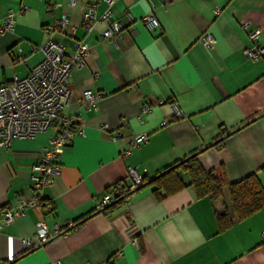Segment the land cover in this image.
Returning a JSON list of instances; mask_svg holds the SVG:
<instances>
[{
  "label": "crops",
  "instance_id": "0c3cea01",
  "mask_svg": "<svg viewBox=\"0 0 264 264\" xmlns=\"http://www.w3.org/2000/svg\"><path fill=\"white\" fill-rule=\"evenodd\" d=\"M91 2L101 15L103 0H0V18L9 9L15 18L0 34V83L39 61L45 26L63 12L75 27L67 34L90 44L85 65L70 77L64 109L84 134L60 154L59 173L39 205L0 229V264H264V207L218 231L215 211L224 204L231 210L226 189L214 202L192 186L160 199L145 185L109 213L96 209L108 188L128 181L129 167L152 179L223 135L221 148L198 154L206 170H223L233 182L264 166V53L257 60L244 55L252 29L264 44V0H116V43L102 38L104 21L83 29ZM149 12L158 21L153 29L142 20ZM207 33L211 46L203 43ZM85 89L100 95L96 107L86 105ZM52 134L0 147V215L31 194L32 166ZM136 134L146 140L129 145ZM39 219L52 234L43 243L35 237ZM65 225L67 235L58 234Z\"/></svg>",
  "mask_w": 264,
  "mask_h": 264
},
{
  "label": "built area",
  "instance_id": "2783aa9c",
  "mask_svg": "<svg viewBox=\"0 0 264 264\" xmlns=\"http://www.w3.org/2000/svg\"><path fill=\"white\" fill-rule=\"evenodd\" d=\"M74 1L70 0V4ZM103 1L106 7L99 16L96 15L95 2L86 6L81 16L82 27L86 32H90L97 22L104 21L107 27L101 34L102 38L116 43V38L122 31L121 23L110 19V7L116 0ZM24 8L20 6V12L24 11ZM215 10L218 12L219 8ZM142 20L148 29L158 26L152 12L144 15ZM14 22V13L9 9L8 14L0 18V34L11 30ZM74 28L69 25L68 14L63 12L45 26L46 39L40 47L42 55L39 61L25 76L14 75L9 82L0 83V147L8 146L14 138H32L37 133L53 130L46 146L40 152L38 161L32 166L33 172L29 183L31 194L18 197L13 205L4 209L0 215V229L24 214L26 209L39 205L43 188L50 185L59 173L60 154L76 133L84 134L83 129L76 125L74 115L64 112L71 97L70 77L75 69L85 65L90 48L86 40L76 39L67 34L68 31L72 34ZM260 34L258 28L248 32L252 44L244 48V55L247 58L257 60L264 53V44L258 41ZM202 39L206 46L213 43L209 33ZM68 44L70 52L67 51ZM19 53V58L24 59L21 49ZM99 96L90 89L83 91V99L90 107H96ZM144 140L145 134H136L129 145L140 144ZM127 178L128 181L115 184L105 191L96 205L97 210L103 212L117 196L123 197L126 203L133 191L142 183L143 174L129 167ZM69 226L57 227L58 234L66 236L68 233L66 229ZM35 237L39 243L52 237L42 219L35 222ZM48 264H62V261L56 259Z\"/></svg>",
  "mask_w": 264,
  "mask_h": 264
},
{
  "label": "trees",
  "instance_id": "16d2710c",
  "mask_svg": "<svg viewBox=\"0 0 264 264\" xmlns=\"http://www.w3.org/2000/svg\"><path fill=\"white\" fill-rule=\"evenodd\" d=\"M212 147L221 148L222 140L216 142ZM203 148L165 167L157 173L153 180L143 175L142 183L138 189L150 185L153 187L154 194L161 199L183 187L192 186L198 197L207 196L214 202L222 199L223 189H226L231 210H228V207L224 204L221 209L215 211L217 229L222 231L235 221L242 220L264 207V184H262L259 177V173L264 175V166L258 171L232 182L228 180L223 170L219 175H216L211 170H206L203 167L198 160V154L207 149ZM121 182L123 181H118L115 184ZM124 203V198L117 196L113 202L104 208L103 213H109ZM83 219L74 222L71 227H75Z\"/></svg>",
  "mask_w": 264,
  "mask_h": 264
},
{
  "label": "water",
  "instance_id": "95a60500",
  "mask_svg": "<svg viewBox=\"0 0 264 264\" xmlns=\"http://www.w3.org/2000/svg\"><path fill=\"white\" fill-rule=\"evenodd\" d=\"M253 119H254V118H253ZM253 119H250V120H253ZM250 120H249V121H250ZM247 122H248V121H247ZM234 130H235V129H234ZM234 130L230 131V132L227 133V134H230V133L233 132ZM224 136H225V135H223V136L219 137L218 139L214 140L212 143H210L208 146L204 147L203 149L208 148L209 146L214 145L216 142L222 140V138H223ZM153 178H155V177H153ZM153 178L150 179V180H153ZM138 188H139V186H138L136 189H138ZM136 189H135V190H136Z\"/></svg>",
  "mask_w": 264,
  "mask_h": 264
}]
</instances>
